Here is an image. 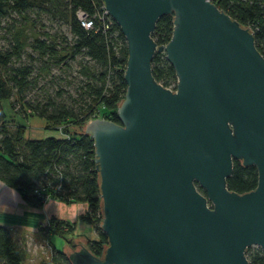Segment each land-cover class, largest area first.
Returning a JSON list of instances; mask_svg holds the SVG:
<instances>
[{"label": "water", "instance_id": "water-1", "mask_svg": "<svg viewBox=\"0 0 264 264\" xmlns=\"http://www.w3.org/2000/svg\"><path fill=\"white\" fill-rule=\"evenodd\" d=\"M124 37L119 123L92 118L101 255L72 242L70 264H249L264 254V57L253 34L211 0H100ZM171 34L156 44V20ZM163 52L173 90L151 74ZM256 169L228 190L232 160ZM199 186L203 192L197 189Z\"/></svg>", "mask_w": 264, "mask_h": 264}, {"label": "trees", "instance_id": "trees-1", "mask_svg": "<svg viewBox=\"0 0 264 264\" xmlns=\"http://www.w3.org/2000/svg\"><path fill=\"white\" fill-rule=\"evenodd\" d=\"M211 1L239 24L248 27L253 34L254 46L264 57V0ZM58 6L63 9L58 11L68 26L70 42L63 35L57 40L58 36L51 37L47 32H41L44 38L33 37L29 43L23 32L26 27L20 25L11 34L8 48L0 50V182L18 189L22 201L31 207L38 208L44 200L52 197L84 202L86 210L80 219L92 225L96 238L85 239L83 245L100 256L106 237L99 229V191L93 163V142L89 135L83 133V128L75 132L70 125L84 126L90 118H96L95 114L100 109V118L119 123L115 109L125 91L122 78L125 41L115 22L102 13L100 0H0V15L13 12L23 17L27 10L47 11L52 7L56 11ZM77 9L91 18V28L85 29L80 25L75 14ZM171 18V14H163L156 20L151 33L156 44H164L169 39ZM28 43L43 62L41 68L44 69L48 68L49 62L67 65L66 59L73 60L77 55L85 58L79 61L78 68L84 77L83 91L89 97L82 117L50 99L43 103L23 100L32 66H12L10 62L20 59ZM150 66L153 78L162 86L167 87L171 80H175L172 67L163 55L160 57L159 52H154ZM13 90L16 100L21 101L32 115L41 118L46 129L60 126L63 137L25 138V125L6 120L7 113L3 109ZM9 107L13 109L14 103L11 102ZM256 176L253 165L242 166L233 159L230 175L225 180L226 187L237 193L251 190L256 185ZM197 189L203 192L199 186ZM38 228L44 235L52 232L62 237L71 249L75 248L71 245L73 239L67 237L72 227L65 221L50 218L45 226ZM25 253L24 240L17 239L10 229L0 225V264H21ZM66 255L53 248L50 258L42 264H70ZM245 256L249 264H264V254L259 248Z\"/></svg>", "mask_w": 264, "mask_h": 264}, {"label": "rangeland", "instance_id": "rangeland-1", "mask_svg": "<svg viewBox=\"0 0 264 264\" xmlns=\"http://www.w3.org/2000/svg\"><path fill=\"white\" fill-rule=\"evenodd\" d=\"M58 10H63L58 6L56 11L50 7L49 10H27L24 16H17L15 13H6L0 15V50L7 49L10 42L11 34L16 30L15 28L25 26L24 33L27 35V42H31L33 37L44 38L41 32H47L51 37L53 35L64 36L66 41H71V34L68 30L67 24L62 18V14ZM48 40V38H47ZM58 42V41H56ZM28 45L24 47L18 61L12 60L10 65L19 66L30 64L32 72L29 76V83L23 91V100L28 102L43 103L46 100H51L56 105H64L70 109L78 117H82V112L86 110V104L89 102V97L83 91L84 77L79 74L80 55H77L73 60L66 59L67 65L48 63V68H41L43 62L37 57L35 51L31 50ZM64 44V43H62ZM58 48V45L56 46ZM160 57L163 52H159ZM29 55L31 57H29ZM175 80H171L166 88L173 90ZM83 91V92H82ZM15 91H12L11 97L4 102L3 109L7 113L6 120L19 122L25 125V138H39L43 134L61 135L60 126L54 129H46L45 122L32 115L21 101L16 100ZM14 103V108L10 109V103ZM96 118H100L101 109L95 114ZM92 119V118H90ZM82 127L70 125V129L75 132H80ZM47 200V199H46ZM45 201V200H44ZM48 221V220H46ZM44 223L41 222V225ZM40 225V224H38ZM49 242L54 244L58 249L65 245V240L57 235H51ZM259 248L256 245L249 246L247 253ZM71 250L68 245L67 252ZM245 253V255H247Z\"/></svg>", "mask_w": 264, "mask_h": 264}, {"label": "crops", "instance_id": "crops-1", "mask_svg": "<svg viewBox=\"0 0 264 264\" xmlns=\"http://www.w3.org/2000/svg\"><path fill=\"white\" fill-rule=\"evenodd\" d=\"M48 135L43 134L39 138ZM52 136L63 137L62 134ZM85 210L84 202L63 201L53 197L45 200L38 208L31 207L22 201L18 189L0 182V225L10 229L17 239L24 240L26 253L21 264H42L50 258L53 248L67 253L66 242L58 249L49 242V237L56 234L49 232L44 235L38 228L42 226L41 222L45 223L50 218L63 220L72 227L67 237L72 238L73 242L84 244L85 239L96 238L92 225L80 219Z\"/></svg>", "mask_w": 264, "mask_h": 264}, {"label": "built area", "instance_id": "built-area-1", "mask_svg": "<svg viewBox=\"0 0 264 264\" xmlns=\"http://www.w3.org/2000/svg\"><path fill=\"white\" fill-rule=\"evenodd\" d=\"M102 13L103 14H106V12H105L104 9L102 10ZM75 14H76V18L78 19V21H79V23H80L81 26H83L85 29H88V28H91L92 27V20H91V18L84 11H82L80 9H77L76 12H75ZM47 197L48 196L46 195L45 196V199ZM46 223H47V221L42 226H45Z\"/></svg>", "mask_w": 264, "mask_h": 264}, {"label": "clouds", "instance_id": "clouds-1", "mask_svg": "<svg viewBox=\"0 0 264 264\" xmlns=\"http://www.w3.org/2000/svg\"><path fill=\"white\" fill-rule=\"evenodd\" d=\"M5 211H8V209H5Z\"/></svg>", "mask_w": 264, "mask_h": 264}, {"label": "flooded vegetation", "instance_id": "flooded-vegetation-1", "mask_svg": "<svg viewBox=\"0 0 264 264\" xmlns=\"http://www.w3.org/2000/svg\"><path fill=\"white\" fill-rule=\"evenodd\" d=\"M241 164V163H240Z\"/></svg>", "mask_w": 264, "mask_h": 264}]
</instances>
